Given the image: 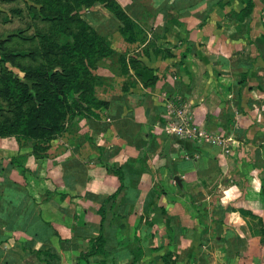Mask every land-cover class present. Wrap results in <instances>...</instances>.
Returning a JSON list of instances; mask_svg holds the SVG:
<instances>
[{
    "label": "crops",
    "instance_id": "crops-1",
    "mask_svg": "<svg viewBox=\"0 0 264 264\" xmlns=\"http://www.w3.org/2000/svg\"><path fill=\"white\" fill-rule=\"evenodd\" d=\"M118 1L125 8L132 4ZM195 1L198 5L188 9L182 0H140L126 12L146 28L147 37L142 44L123 43L132 48L127 59L136 83L131 92L113 110L96 111L99 118L82 127L78 144L68 134L71 148L65 154L54 141L47 159H35L34 178L60 180L62 189L51 183L43 191L24 186L23 178L8 170L21 150L13 137L0 136V264H47L46 252L57 257L52 264H83L81 256L100 235V201L121 185L100 163L99 149L111 163L125 166L139 156L134 139L147 148V164L128 165L125 188L107 205L113 216L103 224L105 254L89 256V264H131L134 258L138 264H166L169 252L177 264H264L261 238L241 213L251 211L264 224V0H253L249 17L242 15L246 0ZM22 5L29 21L43 18L38 2ZM115 23L119 33L122 27ZM177 97L190 102L175 116L170 99ZM185 113L193 115L198 129L218 132L225 153L207 140L192 139L206 155L189 156L169 132ZM228 130L227 137L219 135ZM75 161L84 183L71 176L65 184L68 174L79 172L65 173L64 164ZM233 186L238 192L222 203ZM52 211L66 214L65 222L54 219Z\"/></svg>",
    "mask_w": 264,
    "mask_h": 264
},
{
    "label": "rangeland",
    "instance_id": "rangeland-1",
    "mask_svg": "<svg viewBox=\"0 0 264 264\" xmlns=\"http://www.w3.org/2000/svg\"><path fill=\"white\" fill-rule=\"evenodd\" d=\"M22 1L23 0H0V39L8 38V35L15 34L14 36H11L8 42H6L3 50H0V54L8 51H13V53L16 54L15 64L4 63L0 60L1 123H4L5 121L9 122L18 120L19 113L22 110L29 111L27 112L28 114L34 115V112L31 110L33 108V102L28 101L23 103L21 107H18L17 103H15L8 94V86L10 81H12V84L16 86V89H22V86L17 82V80L19 79L21 81H25V68L56 67V70L61 71V68H58V64L62 62L61 59L65 58L62 53L59 54L57 46V40L59 39L58 35L61 32H65L66 34L72 33L81 35L84 30L86 34H89L88 41L91 44L86 43V47H91L89 49H92V55L94 57L93 61L96 63L95 67L90 71L91 75H83V79H85L84 82H82L83 90H81L80 86H78L79 91L75 95L76 98L80 99L78 103V110L82 111L83 115L78 113L68 115L66 121L64 122L65 124L62 125V130L52 137L45 135V131H38V133H41L43 137H45V141L41 143L39 142L41 140L35 138L24 140L22 137L18 138L16 136H9V138L13 137L14 140L12 143L21 150V152L17 154L20 156V166L16 167L14 170L23 178L25 184L27 186H31L32 188H38L39 186V188L43 191L42 187L51 183L49 187H53L54 189L56 187L58 190L63 188V184H61L60 180L55 183L50 178L46 179V177L42 178L40 181H37L34 178L35 173L33 171V167L36 163L35 159H47L49 150L54 141H58V153L61 154L60 152H62V155L65 154L63 152L65 151L64 149L69 150V148H71L69 142L66 140L68 138V134H70V137H72L78 144V140L81 139V134L83 133L82 127L85 126L91 116L98 111V109H95L93 104L90 102H94L96 105H99L100 103L107 104V102H110L109 106L106 105L105 108L107 107L109 109L112 106L111 110H113V106H115V104H123L122 99H124V97L131 92L134 84L136 83L135 78L130 75V73L123 72V66L121 64L123 57L128 58L132 51L131 47L125 48L123 43L125 41L130 44H142L147 38L145 36L146 28H142L131 17H129L126 14L127 11L125 12V7H123V4H121L118 0H105L102 4L96 3L89 9V12H85L86 9H84V7L77 9L78 5L76 0H61L60 3L56 0H34L42 5V16L47 13L56 14L60 12L61 7H64L65 10L63 12L67 15V21H62L58 18L54 20L42 18L38 21H29V19L25 17V12L22 9ZM118 6L120 7V11H117ZM101 7H103L102 10L100 9ZM30 8L32 11L33 7L31 6ZM121 10H124L123 15L119 14L121 13ZM104 12H107L112 19L110 17H106ZM115 20L122 27L119 33L115 32ZM133 23L136 24L137 27H135ZM97 29H100V31L94 34L93 31H97ZM122 29H127L123 32L126 33L125 36L122 34ZM97 36L103 38V40H97ZM94 45L96 47L100 46L101 49H104V54L107 57L99 59L101 53L99 51L95 52L93 49ZM78 52L79 51L75 50L74 58L77 57ZM64 61L70 63L66 59H64ZM131 64L133 67L140 66V64L134 62L133 60H131ZM69 68L72 67L69 66ZM71 78L73 77L71 76ZM42 93L44 95L46 94L45 91H42ZM117 95H119V98ZM170 100L172 104L170 109L174 112L175 116L178 115L177 112H179V110H186V104L190 102L185 98L179 97ZM182 117H188L191 119L192 123H196L193 115L186 113L185 115L181 114V116L178 117L177 123H179ZM38 122L45 123L41 120ZM69 128L71 129L70 132ZM203 131L205 132L204 140H207L214 145L216 144V146L222 148L221 153H225V147L222 145L224 139L217 136L218 132H210L205 129ZM229 132L232 131L228 130L220 132L221 134L219 135L227 137ZM173 136L180 138L175 134H173ZM215 137L218 138V141L214 139V142L212 139ZM204 140L202 141L204 142ZM133 147L139 151V156L136 159L140 157V152L147 153V148L143 145H140L139 148V146L137 147L134 144ZM2 155L3 154L1 153L0 160H3ZM49 165L51 167V162ZM76 166L79 167L80 165L78 166L75 161V170L73 171L79 172L80 176L83 177L82 179L84 180V177L86 178V176H84L83 169L81 168V170H77L78 168H76ZM135 167L138 168L139 165L136 163ZM49 169L51 170L52 168ZM79 174L77 175L79 176ZM47 175H51L50 171ZM47 180L49 181L47 182ZM47 191L49 193L51 192V190ZM46 196L48 195L44 194L43 197ZM67 197L68 196L65 194H62L61 198L62 200H65ZM71 199L73 198L71 197ZM50 214L54 219H58L61 222H65L67 218V215L60 211H52ZM251 223L253 228H255V232L260 230V225L257 220L251 219ZM211 246L213 249L212 251H215L217 245L212 243ZM211 257L213 256L210 255V262L211 260L214 262L215 259H211ZM217 259H220L219 256ZM207 260L209 262V257Z\"/></svg>",
    "mask_w": 264,
    "mask_h": 264
},
{
    "label": "trees",
    "instance_id": "trees-1",
    "mask_svg": "<svg viewBox=\"0 0 264 264\" xmlns=\"http://www.w3.org/2000/svg\"><path fill=\"white\" fill-rule=\"evenodd\" d=\"M60 3L61 0H56ZM105 0H76L77 2V9H80L84 7V9H90L94 4L104 3ZM107 1V0H106ZM178 1V0H177ZM185 2H188V9L194 8L198 5L199 2H196L195 0H182ZM177 3V2H175ZM137 4H140V0H132V4L125 8L126 11H131L133 9H136L135 6ZM246 8L242 15L244 16H250L253 8H254V1L253 0H246ZM120 7H117V11H120ZM65 9L64 7L60 8V12L56 14L47 13L43 16L44 19L54 20V19H60L67 21V15L63 12ZM123 11L121 10V15H123ZM127 14V13H126ZM43 15V13H42ZM207 22V18L202 19L201 27L204 26ZM135 27L136 24L133 23ZM126 28V25H125ZM127 29H122V34L125 36L126 33H123ZM100 29L94 30V34L98 33ZM102 31V30H101ZM15 34H10L7 37L0 39V50L4 48V45L6 42H8L11 38V36H14ZM88 35L83 30L81 35L61 32L58 35L57 40V46H58V52L59 54H63L65 58L61 59L62 62L58 64V68H61V71L56 70V67H29L24 69V79L25 81L17 80V82L22 86V89L18 88L16 89V86L13 85L12 81H10L8 86V94L13 99L15 103H17L18 107H21L23 103H26L28 101L33 102V108L31 109L32 112H34V115L28 114L26 110H22L19 113L18 120L15 121H5L4 123L0 122V136L1 137H9V136H16L18 138H23L24 140H29L31 138L39 139L40 143L45 141V137L41 133H38V131H45V135L47 136H54L56 133L62 130V125L65 124L66 118L68 115H72L75 113L82 114V111L78 110V103L79 98H76L75 95L78 93L80 86L81 90H83L82 82H84L85 79H83V75L86 76V74L91 75V69L95 67L96 63L93 61V53L92 49H89L86 47L87 44H91L88 40ZM97 40H103L101 37H96ZM264 40V37H263ZM132 42V41H131ZM90 46V45H89ZM95 52H100L101 56L99 59H103L107 56L104 54V49H101V47H96L94 45ZM75 50L79 51L77 54V57L74 58ZM61 51V52H60ZM34 53V52H33ZM104 54V55H103ZM15 56L16 54L13 53V51L3 52L0 54V60L4 63H14L15 62ZM66 59L67 63L64 61ZM73 60V61H72ZM15 64V63H14ZM123 66V72L124 73H130L129 69V62L128 59L123 57V60L121 62ZM71 66L72 68H69ZM71 76L73 78H71ZM79 85H77V84ZM41 90V91H40ZM42 91H45V95L42 93ZM38 100V101H36ZM36 101V102H35ZM93 104L95 109H102L105 108V106H109L110 102L106 103H100L99 105H96L94 102H90ZM107 108V107H106ZM44 119H43V118ZM91 117H98L97 113H94ZM39 120L45 122L41 123L38 122ZM90 120V119H89ZM20 140V139H19ZM176 142L181 144L185 150L187 151V154L189 156L194 157L196 153L201 155H206L205 151L201 149L198 145V143L195 140L192 139H180L177 137ZM131 144H135L137 147L140 145H143V142L141 139H134L131 141ZM100 150V163L102 166L106 168V170L109 173H112L116 175L119 178V181L121 183L119 189L110 195L109 197L101 200V207L98 211V214L101 216V231L100 235L98 237L92 238V249L89 253L81 256V262L83 264H89L88 258L89 256L101 253L105 254L104 246L106 243L105 240V234L103 232V224L110 219L113 215L108 209L107 205L109 203L116 200V197L118 193L125 188L126 182H127V170L128 165H131V168H136L135 164L142 166V168H145V164H147L146 160V154L145 152H140V157L136 160H128V165L125 166H118L116 163H111L109 159L107 158V155H104V150ZM19 155H16L11 158L10 164L8 167L9 171L14 170L19 165ZM140 163V164H139ZM0 165H3L0 163ZM74 169V163L73 165H70V163L64 164V170L65 173H75L77 174V171H73ZM81 170V169H79ZM77 172V173H76ZM73 176L76 177V179H80L82 181V178H78V175H70L68 174L67 177H65L66 184H69V178ZM80 177V175H79ZM84 183V181H82ZM18 184L17 182H15ZM26 186V184H24ZM30 199L27 200L25 204V210L30 204ZM2 201H0L1 204ZM241 213L244 216L249 217L250 219H254L258 221V224L260 225V230L255 232L256 236H259L261 238V244L264 246V224L261 218L254 215L251 211H246L241 209ZM48 227L51 228L50 224L45 223ZM238 246H240V240H238ZM240 252H238L239 255ZM45 256H48L50 259L46 260L47 264H52L51 262L55 260L57 257L52 256L49 252L45 253ZM175 255L172 252L167 253L163 260L166 264H177L178 257H175ZM138 258H134L131 264H138ZM195 262L196 259H193Z\"/></svg>",
    "mask_w": 264,
    "mask_h": 264
},
{
    "label": "built area",
    "instance_id": "built-area-1",
    "mask_svg": "<svg viewBox=\"0 0 264 264\" xmlns=\"http://www.w3.org/2000/svg\"><path fill=\"white\" fill-rule=\"evenodd\" d=\"M171 134H175L180 138H188V139H205V132L198 129V127L192 123L191 119L188 117H182L176 125H173L171 130L169 131ZM214 142L215 140L212 139Z\"/></svg>",
    "mask_w": 264,
    "mask_h": 264
},
{
    "label": "clouds",
    "instance_id": "clouds-1",
    "mask_svg": "<svg viewBox=\"0 0 264 264\" xmlns=\"http://www.w3.org/2000/svg\"><path fill=\"white\" fill-rule=\"evenodd\" d=\"M253 183L257 186L256 190L259 191V184L260 182L258 180H254ZM238 192V188L235 186L231 187L225 192V198L222 200V203L227 204L231 199L234 198L233 193Z\"/></svg>",
    "mask_w": 264,
    "mask_h": 264
}]
</instances>
